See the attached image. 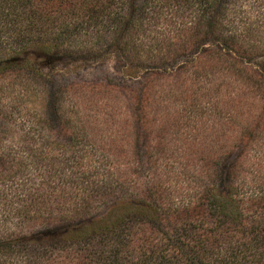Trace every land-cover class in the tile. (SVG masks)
<instances>
[{
    "label": "rangeland",
    "instance_id": "obj_1",
    "mask_svg": "<svg viewBox=\"0 0 264 264\" xmlns=\"http://www.w3.org/2000/svg\"><path fill=\"white\" fill-rule=\"evenodd\" d=\"M229 6L217 32L233 37L246 60L262 61L264 0ZM161 16L167 20L144 21L139 36L133 31L125 57L110 52L66 68L36 65L41 78H0V240L18 241L25 249L23 236L40 228L35 218L49 216L56 204L57 216L69 214L84 200L83 191L100 180L110 189L134 181L144 187L157 174L167 177L173 191L196 184V177L203 182L199 157L217 151L216 145L235 135V127L257 119L258 88L240 78L217 44L193 42L192 15ZM69 82L77 84L76 92L66 88ZM142 89L149 93L141 104L146 123L138 122L131 97ZM49 108L54 112L47 114ZM261 130L253 150L264 156V126ZM139 138L143 149L137 148ZM123 190L93 197L85 217H100L105 204L120 195L137 198ZM21 255L1 252L0 264H31Z\"/></svg>",
    "mask_w": 264,
    "mask_h": 264
},
{
    "label": "trees",
    "instance_id": "obj_2",
    "mask_svg": "<svg viewBox=\"0 0 264 264\" xmlns=\"http://www.w3.org/2000/svg\"><path fill=\"white\" fill-rule=\"evenodd\" d=\"M230 4L238 6L239 0H0V78H35L36 65L66 68L110 52L125 57L133 31L139 36L144 21H166L163 12L169 17L188 12L196 30L193 42L217 44L219 55L229 58L240 78L259 90L257 119L235 127L232 138L197 160L203 182L196 177V184L173 191L167 177L157 174L144 187L134 181L110 189L100 180L90 192L83 191L84 200L69 214L57 216L56 204L50 205L49 216L35 218L40 228L23 236L25 249L18 241L0 240V253H21L31 264H264V156L253 150L264 126V59L246 60L233 37L217 32ZM65 86L73 92L78 88L74 82ZM131 97L138 122L146 123L148 112L141 104L149 100L148 90ZM139 139L137 148L143 149ZM136 156L141 160L139 151ZM120 188L137 198L120 195L105 204L100 217H85L93 197ZM175 193L181 198L175 199Z\"/></svg>",
    "mask_w": 264,
    "mask_h": 264
}]
</instances>
